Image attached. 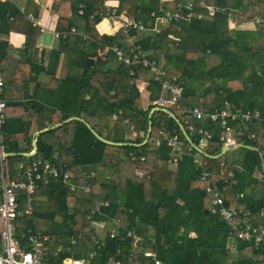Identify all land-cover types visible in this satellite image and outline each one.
<instances>
[{
  "label": "trees",
  "instance_id": "obj_1",
  "mask_svg": "<svg viewBox=\"0 0 264 264\" xmlns=\"http://www.w3.org/2000/svg\"><path fill=\"white\" fill-rule=\"evenodd\" d=\"M61 1L71 3L72 18L79 16L83 24L77 27L88 37L78 34L74 19L65 20L67 33L61 34L60 46L50 55V83L36 86L34 114L15 116L7 102L1 133L12 171L18 163L36 159L66 164L65 169L76 178L82 176L91 188L84 193L79 188L71 191L63 183H41L35 197L53 200L55 209L42 210L36 199L33 214L18 220L23 247L29 248L30 235H49L44 255L50 264H61L69 256L85 258L88 264H152L151 258L144 256V248L155 250L163 264H264V247L255 249L252 243L237 239L230 225L211 211L213 193L206 190L195 161L199 152L193 148L178 162L170 161L173 150L161 133L177 134L188 145L181 123L186 135L200 145L202 136L190 130L192 125L198 126L212 134L206 152L218 155L224 147L220 137L225 130L219 123L194 120L187 113L188 107L259 111V119L241 122L242 135H236L238 122H231L236 127L234 136L243 144V157L236 160L239 166L223 160L227 152L218 158L202 156L212 174V188L220 192L224 206L248 211L252 223L259 220L264 224V46L256 47L264 37V0H118L119 13L142 22L144 28H121L115 34H101L96 27L108 13L106 0ZM201 2L207 6L202 7ZM189 3L198 6L188 8ZM208 6L215 8L213 15L208 14ZM167 11L171 14L167 26L149 32L154 30L155 18ZM19 18L32 27L13 0L0 1V33L8 35ZM142 32L148 33L140 36ZM33 42L27 39V51ZM114 45L123 50L130 63L120 60L111 49L106 59L98 57L99 48ZM8 49L9 42L0 40L3 69L9 59ZM141 50L148 54L146 67L134 59ZM72 53L76 61L70 60ZM61 55L69 59L68 65L79 68L77 74L55 77ZM208 56L218 57L219 62L208 66ZM88 57L96 58V64H86ZM165 60L166 68L174 67V77L183 87V109H170L175 118L163 111H155L150 118L151 109L163 94L150 65ZM27 62L33 73V62ZM165 77H173L172 72ZM32 78L27 79L26 86L35 82ZM141 81L146 83L148 102L140 91ZM233 81H240L241 87L229 86ZM34 115L37 119L31 118ZM87 123L113 143L98 138ZM47 127L52 128L35 134ZM132 132L135 138H130ZM35 139L37 152L26 156L24 153L34 149ZM170 164H176V169ZM100 203H104L100 207L104 215L92 212ZM57 216L61 219L56 220ZM106 216L120 219L126 228L104 226ZM40 220L51 223L44 227ZM132 228L147 237L143 248H134L133 238L127 236ZM149 237L155 241L150 243ZM130 254H134L132 263L128 261Z\"/></svg>",
  "mask_w": 264,
  "mask_h": 264
},
{
  "label": "built area",
  "instance_id": "obj_2",
  "mask_svg": "<svg viewBox=\"0 0 264 264\" xmlns=\"http://www.w3.org/2000/svg\"><path fill=\"white\" fill-rule=\"evenodd\" d=\"M5 2L8 0H0ZM187 5L188 8H193L198 5ZM105 7L108 9V13L105 19L108 21L118 23L119 29L121 28H138L143 29L144 25L140 21H135L134 19L125 16V12L119 13L118 4L112 5L105 2ZM202 7L207 6L206 2H201ZM195 8V7H194ZM208 14L213 15L215 13V8L208 6ZM154 16V13H152ZM125 16V17H123ZM28 17L36 24H40L39 20L32 14H28ZM171 14L169 11L165 12L162 16H157L155 18L154 31L158 32L157 29L160 26L161 30L167 26L169 23V18ZM260 19L256 18V22ZM72 31H75L72 28ZM111 49L117 54V57L126 63H130V59L126 58L124 52L117 45L111 47H105L103 49H98V56L102 59L107 52ZM148 54L141 50L135 54L134 59L141 62L143 66H148L149 59L146 57ZM151 66V72L155 77V80L159 81L162 87L163 94L155 102L158 107L167 108H178L183 109L182 94L183 87L177 83L176 78L169 77L166 78L168 70L166 66L162 63L158 64L153 61ZM5 80L1 72V60H0V264H50L47 259H45V253L48 251L47 241L50 239L47 235H30L28 236V247L25 248L22 245V238L20 237V228L18 226V220L20 218H25L26 216L32 215L34 212V202L37 199L35 197L36 190L42 183L48 185L50 183H63L69 186L71 191L79 188L84 192L90 190V185L82 176L76 178L74 173L66 167V164L56 165L49 161H43L36 159L30 162H20L16 165L15 169L12 171L8 164V155L6 152L1 127L6 121V107L7 102L2 96L4 92ZM187 113L194 120H209L211 122L219 123L221 128L225 130L224 134L221 135L220 139L223 141L224 145L236 146L239 144L236 137L234 136L235 125L231 124L232 121L238 122V132L236 135L244 134V128L241 122H250L252 119H259L261 117L260 112H251L249 110L238 113L233 112L228 109H222L220 111H209L199 107L198 105L190 106L187 109ZM188 123V121H186ZM190 130L192 133H198L201 137L200 147L206 148L208 141L212 138V134L207 130L199 128L198 126H191ZM164 141L172 148L173 153L170 156V161L178 162L183 158L185 154H189L193 146L185 144L182 137L175 134L169 136L165 130H162ZM246 135V134H245ZM244 135V136H245ZM254 137V134H251ZM196 164L199 166L201 172V180L205 183L206 190L213 193L212 209L214 214H217L224 222H226L231 227V234H236V238L242 241L252 243L255 249H260L264 247V225L259 222L252 223L249 219V213L243 212L242 209H236L234 207H225L224 199L220 192L212 188L210 178L212 176L208 169L206 162L204 161L201 154L195 155ZM144 160V157L141 158ZM140 176L143 174L138 173ZM93 176L87 174V178ZM104 203L96 204L92 209V212H98L100 215H104L101 210V205ZM107 204V203H106ZM242 214V215H241ZM263 215V212L261 213ZM105 220V225H111L113 228L125 227L120 219L108 216ZM126 228V227H125ZM111 229V231H112ZM109 229H107V232ZM110 231V232H111ZM111 237L115 236L114 232L110 233ZM127 236L133 238L134 248H143L141 246L146 242L145 237L139 235L135 228L127 231ZM95 239V238H94ZM71 242L75 243V238L71 239ZM95 242H99L95 239ZM144 256L150 257L153 261L152 264H163V262L158 259L157 252L155 250L145 249L143 250ZM94 253L90 254L92 257ZM72 261H78L79 264H88L87 260L82 257L69 256ZM64 258V260L66 259ZM134 254H130L128 261L133 262ZM120 264V262H116Z\"/></svg>",
  "mask_w": 264,
  "mask_h": 264
},
{
  "label": "crops",
  "instance_id": "obj_3",
  "mask_svg": "<svg viewBox=\"0 0 264 264\" xmlns=\"http://www.w3.org/2000/svg\"><path fill=\"white\" fill-rule=\"evenodd\" d=\"M13 3L16 4V6L24 15L26 20H28L32 24V27L29 28L27 24H25V20L19 18L18 22L14 23V26L16 28L13 29L8 35L0 33V40H6L9 42V49H8L9 59L6 61V64L3 69L5 72V81H6L4 98L6 102L10 104L9 110L15 116H16L15 113H22V112L33 115L34 107L32 103L36 100L35 95L37 94L35 93V91H36L37 83H41L46 86L50 83V76L47 74L50 55L53 50L58 49V47L60 46L59 37L61 36V34L67 33L66 31H64L63 28L66 26L65 20L72 18V7L69 1H61V0H32L30 2L29 0H13ZM116 4H118V2ZM28 14H32L34 17H36L39 20L40 24L34 23L28 17ZM62 18L64 20H62ZM72 19L75 20L76 27L81 26L83 24L79 16H75V18L73 17ZM76 27L73 26L72 28L76 29ZM108 27L109 29H115V31L111 33L109 32L101 33L98 28L97 30L101 34H115L119 30L117 24H114V22L112 21H109ZM77 32L79 35L88 37V35L83 32V28L79 29V27H77ZM13 33L17 34V36L22 35L24 37L19 47H17L15 44L10 42V36ZM29 38H31L32 41L35 40V42H33L34 44L33 48L28 49L29 51H27L25 49V44L27 39ZM73 54L74 53H72V55ZM97 54H98V50H97ZM70 57H71L70 60L73 61L77 60L76 55ZM104 57H106V55ZM28 59L33 62L32 65L33 73L30 72V66L27 65L29 64L27 62ZM93 59L95 60L94 63L95 65L96 58ZM68 61L69 59L65 55L60 56L58 67L56 70V75H55L56 78H65L68 74L78 73L79 68L72 64L68 65ZM31 77H33L32 80H35V82L31 81L29 85L26 86L27 79H30ZM234 82H238V81L230 82L231 83L230 85H232ZM145 87H146V83L141 81L139 84V88L140 91L142 92V96L144 97L143 99H145V101L148 102V92L146 91ZM46 95H48V93L44 94L41 100L44 101ZM18 103H20L21 105L17 106ZM31 118L37 119V116L34 115ZM45 123L47 124V121ZM48 128L50 129L52 127H47L45 129ZM38 132L39 131H37L35 134H38ZM241 147H243V144L239 143L237 144V146H233L227 151L237 152L239 158L242 159L243 153L242 150H240ZM33 151L34 149L27 153H32ZM227 163L228 164L232 163L235 166H239L236 161H227ZM170 166L171 169L173 170L176 169V164H170ZM257 177L259 179L261 178V176H257ZM256 222L262 224V222H260L259 220H257ZM145 238L147 239V237ZM148 239L150 243L155 241L153 237L151 238L149 237Z\"/></svg>",
  "mask_w": 264,
  "mask_h": 264
},
{
  "label": "rangeland",
  "instance_id": "obj_4",
  "mask_svg": "<svg viewBox=\"0 0 264 264\" xmlns=\"http://www.w3.org/2000/svg\"><path fill=\"white\" fill-rule=\"evenodd\" d=\"M116 24V23H115ZM231 26H234V24L233 23H231ZM157 29L158 30H161V28H160V26H158L157 27ZM141 31H147V30H141ZM149 32H155L154 30H148ZM148 32H142L141 34H140V36H144V35H146ZM131 41H133V40H131ZM257 45H261V46H264V37L262 38V41L261 40H258L257 42H256V47H257ZM219 62V58L218 57H216V56H208V58H207V63H208V66H212V65H214V64H217ZM117 62H115V64H116ZM167 62H166V60L162 63V64H164L165 66H167V64H166ZM168 71H170V72H172V75L173 76H176V74L173 72L174 71V67H171V68H169V69H167ZM1 72H2V75H3V78H4V80H5V72H4V70H3V67H2V65H1ZM229 84V86H233V87H235V88H238V87H241V83H240V81H238V82H234L232 85H230L231 83H228ZM4 89H6V81H5V86H4ZM4 94H5V92H3V97H4ZM159 118V120L161 121V122H164L165 123V119H163V118H161V117H158ZM130 138H135L136 137V133L135 132H132L130 135ZM243 153V152H242ZM238 159H240L239 158V156L237 155V152H235V151H227V153L225 154V156L223 157V160H225V161H236V160H238ZM260 175V173H258L257 174V176H259ZM80 192H82V191H80ZM84 193H88V192H84ZM74 199V198H73ZM73 199H71L70 200V202L71 203H73L74 204V206H75V200H73ZM37 201L40 203V206H41V209L42 210H46V209H48V208H50V209H55V202L53 201V200H49V199H47V198H45V197H38V199H37ZM95 207V206H94ZM93 207V208H94ZM61 219V217H59V216H57V218H56V220H60ZM39 222V221H38ZM37 222V223H38ZM40 222H45V223H43L42 225H45L44 227H47L48 225H50V221H48V220H44V221H41L40 220ZM82 221H79L78 222V226L80 227V226H82V223H81ZM47 236H49V235H47Z\"/></svg>",
  "mask_w": 264,
  "mask_h": 264
},
{
  "label": "water",
  "instance_id": "obj_5",
  "mask_svg": "<svg viewBox=\"0 0 264 264\" xmlns=\"http://www.w3.org/2000/svg\"><path fill=\"white\" fill-rule=\"evenodd\" d=\"M94 63H95V60L93 59V58H87L86 59V64H88V65H90V66H93L94 65ZM155 111H163V112H165V113H167L169 116H171V117H173V118H175L176 116H175V114L171 111V110H169V109H167V108H164V107H158V106H156V107H154V108H152L151 109V111H150V113H149V117L150 118H152V116H153V114L155 113ZM72 118H69L68 120H71ZM68 120H66V121H68ZM177 121H178V123H179V120L177 119ZM87 125H88V127L91 129V131L98 137V138H100L101 140H103V141H105V142H107V143H113L112 141H109V140H107V139H104V138H102L88 123H87ZM179 125H180V127H181V129H182V131L184 132V135L186 136V139H187V141L198 151V152H200V153H202L203 155H205V156H208V157H211V158H218V157H220L222 154H224L227 150H229L230 148H232L233 146H228V145H225L223 148H222V151H221V153L220 154H218V155H210V154H208L206 151H204V150H202L201 148H199L196 144H194L193 143V141L191 140V138L190 137H188L187 135H186V133H185V129H184V127H183V125L181 124V123H179ZM49 129V128H48ZM48 129H44V130H41V131H39L38 132V134L39 133H42V132H44V131H46V130H48ZM150 131H151V128H149V130H148V133H147V138L145 139V141H144V143L147 141V139H148V137H149V134H150ZM120 144H122V143H120ZM33 146H34V151L32 152V153H25V155L26 156H31V155H34L36 152H37V140H34V142H33ZM237 146V145H236ZM239 146V145H238ZM248 148H252L251 146H247ZM207 211V210H206Z\"/></svg>",
  "mask_w": 264,
  "mask_h": 264
},
{
  "label": "clouds",
  "instance_id": "obj_6",
  "mask_svg": "<svg viewBox=\"0 0 264 264\" xmlns=\"http://www.w3.org/2000/svg\"><path fill=\"white\" fill-rule=\"evenodd\" d=\"M118 2V0H106V3L107 4H112V5H114V4H116ZM108 24H109V21H108V19H103V20H101V22L100 23H98L97 25H96V27L100 30V32L101 33H104V32H109V33H111V32H113V31H115V29H109V27H108ZM120 25L117 23V27H119ZM24 39V37L22 36V35H19V36H17V34H15V33H13V34H11V36H10V42L11 43H13V44H15L17 47H19L20 46V43L22 42V40ZM164 108H167V107H164ZM167 109H171V108H167ZM189 137V136H188ZM187 140V139H186ZM201 142V141H200ZM191 145V144H190ZM199 148H201L202 150H204V151H206V148H202V147H200L199 145H197ZM225 146V145H224ZM194 148V147H193ZM199 154H201V155H203L202 153H200L199 152ZM203 157V156H202ZM63 264H79V262L78 261H72L70 258H66L65 260H64V262H63Z\"/></svg>",
  "mask_w": 264,
  "mask_h": 264
}]
</instances>
